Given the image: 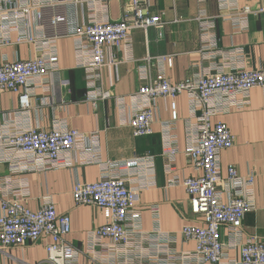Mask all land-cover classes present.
<instances>
[{"label":"crops","instance_id":"1","mask_svg":"<svg viewBox=\"0 0 264 264\" xmlns=\"http://www.w3.org/2000/svg\"><path fill=\"white\" fill-rule=\"evenodd\" d=\"M69 0L42 9L43 31L52 28L48 20L63 17L76 24L93 21L120 22L130 13L129 0H78L73 7ZM264 0H149L152 15L165 24L160 30L149 29L146 33L135 31L131 35V49L116 51L105 48V62L100 72V86L111 98L96 102L94 107L86 100V77L77 67L74 42L71 38L56 41L58 73L51 90L37 89L30 99L29 125L51 131L58 122L70 130L83 134H97V149L103 166L108 163H125L136 158H151L153 175L144 168L130 179L128 187L141 189L137 197L140 212V234L131 237L127 248L113 247L107 240L99 246L91 244V233L104 223L102 213L90 206H75L72 188L75 183H94L101 177V167L96 164L81 165L76 155L65 160L70 166L41 173H28L20 177L29 197L24 206L35 212L41 200L49 198L57 215L70 218V233L66 242L82 252L77 264H186L179 262L182 255L194 251V244L185 242L180 235L183 227L194 225L189 211L188 197L182 187L167 188L163 171L164 134L162 123H168L166 141L173 139L177 151L174 175L180 180L201 176L193 168L184 151L188 143L187 124L190 118L186 96L174 101L176 120H173L171 101L158 99L154 103L152 135L134 138L121 119L130 117L133 109L129 97L148 85L163 72L172 84L185 82L194 75L215 72L232 67L248 71L264 70V13L247 16V30L236 32L229 21L232 9L257 10ZM205 14L214 18L215 50H207L201 40L196 18ZM61 19V18H60ZM27 32L39 36L34 30L32 14ZM57 30L66 28L59 24ZM56 30V29H54ZM15 36H12V40ZM238 50V55H227ZM27 61L34 57L32 45L11 46L0 49V61ZM147 57L152 61L147 63ZM171 60V66L160 61ZM142 68L146 78H142ZM260 89L249 92V104L233 109L227 115H219L212 123L225 124L234 138L233 147L219 157L222 178L226 168L232 166L239 176L254 175L256 209L247 213L242 222L240 243L248 239L264 241V99ZM123 100L119 105L118 100ZM18 109L17 96L0 93V125L12 120ZM195 123L194 120L191 122ZM92 144V143H91ZM94 146V144H92ZM92 146V147H93ZM110 175H122L120 170L109 168ZM5 165H0V178L7 177ZM226 256L231 262L239 261V250L232 247L227 232L221 231ZM49 240L42 238L35 243L0 251V264H44ZM176 258V259H175ZM158 259V260H156Z\"/></svg>","mask_w":264,"mask_h":264},{"label":"built area","instance_id":"2","mask_svg":"<svg viewBox=\"0 0 264 264\" xmlns=\"http://www.w3.org/2000/svg\"><path fill=\"white\" fill-rule=\"evenodd\" d=\"M65 0H0V49L11 46L32 45L34 57L27 61H0V93L17 96L18 109L12 120L0 125V165L7 167V177L0 178V251L35 243L42 238L49 240L44 264H77L82 252L66 242L70 233V218L57 215L49 198L41 200L40 208L33 212L24 206L29 197L26 187L20 185V177L28 173H41L70 166L65 159L76 155L79 164H96L101 167V177L94 183H75L72 198L75 206H90L99 210L104 219L102 226L91 233V244L99 246L107 240L113 247L127 248L131 237L140 234V212L137 197L140 188L128 187L130 179L138 175L140 168L148 176L153 175L151 158H136L125 163H108L103 166L97 149V134H83L70 130L63 122H57L49 132L29 125L30 99L37 89L51 90L56 79L58 55L56 41L71 38L77 67L86 77V100L95 107L96 102L111 98L100 86V72L108 64L104 49L116 51L131 49V35L135 31L146 33L160 30L165 24L152 15L149 0H129L130 13L120 22L93 21L76 24L63 17L48 20L52 31H43L42 9ZM73 7L78 0H69ZM229 21L236 32L247 30V16L264 13V5L257 10L247 8L231 10ZM34 15V30L39 36L27 32L28 19ZM201 40L207 50H215L214 18L200 14L196 18ZM62 24L66 30H57ZM56 29V30H54ZM12 36L15 39L12 40ZM233 50L227 55H238ZM147 63L152 59L147 57ZM171 66V60H162ZM142 78L145 70L142 68ZM260 89L264 95V70L248 71L232 67L215 72L194 75L185 82L172 84L159 72L153 81L141 87L129 97L132 104L130 117L123 118L134 138L152 135L154 103L158 99L171 101L173 120H176L174 101L186 96L190 118L187 124L188 143L184 151L193 168L201 176L185 180L174 175L177 155L173 139L166 141L170 130H165L163 171L167 188L182 187L188 197L189 211L194 225L182 228L180 235L185 242L194 244V251L179 257L186 264H264V241L248 239L240 243L242 222L247 213L256 209L254 175L239 176L234 167L226 168L222 178L220 154L233 147L234 138L228 127L212 123L219 115H227L233 109L249 104V92ZM264 99V96H263ZM123 105V100H118ZM192 120L195 123H191ZM94 144V146L92 144ZM93 146V147H92ZM109 168L120 170L122 175H110ZM225 230L232 247L239 250V261L231 262L226 256L221 231ZM158 260V259H156Z\"/></svg>","mask_w":264,"mask_h":264}]
</instances>
